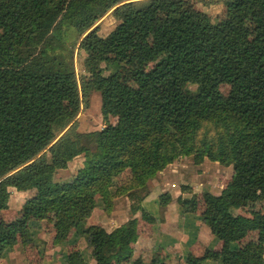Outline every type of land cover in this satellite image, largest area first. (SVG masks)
<instances>
[{
    "label": "trees",
    "instance_id": "16d2710c",
    "mask_svg": "<svg viewBox=\"0 0 264 264\" xmlns=\"http://www.w3.org/2000/svg\"><path fill=\"white\" fill-rule=\"evenodd\" d=\"M192 1L0 0V210L10 188L35 189L20 216L0 224V258L18 241L30 240V218L51 216L54 243L74 228L87 238L94 264L128 261L137 218L110 231L82 227L96 194L108 211L111 197L125 191L132 214L139 211L152 222L141 206L149 179L192 154L196 163L206 158L231 166L232 173L218 195L202 194L210 208L202 220L221 249L187 253L185 261L264 264V212L235 213L264 196V0H207L225 7V17L215 23ZM112 8L120 21L101 44L93 26ZM67 29L82 36L86 52L87 76L80 82ZM137 32L151 33V40L137 42ZM102 63L119 71L104 74ZM215 75L228 85L227 95ZM178 76L195 83L196 91L180 88ZM92 90L100 93L103 119L115 122L79 132L74 119ZM78 155L84 162L76 178L55 181L56 171ZM126 170V184L111 193L113 178ZM168 200L161 194L159 204ZM253 232L256 240L230 246ZM66 264H85L82 252L70 251Z\"/></svg>",
    "mask_w": 264,
    "mask_h": 264
},
{
    "label": "rangeland",
    "instance_id": "374dc122",
    "mask_svg": "<svg viewBox=\"0 0 264 264\" xmlns=\"http://www.w3.org/2000/svg\"><path fill=\"white\" fill-rule=\"evenodd\" d=\"M192 4L194 5L197 11L206 14L209 17L210 21L213 23L220 21L225 17V7L220 2H207V0L206 2H200L199 0H193ZM119 21V13L116 12V9L112 8L111 10L106 12L100 19H98L94 24L93 27L96 30L94 33V38H96L101 44H103L104 37L115 27L116 24L119 23ZM247 28L248 30H250L249 25H247ZM66 33L67 36L69 35L67 43L71 45L73 49L72 64L74 72L76 75V79L78 80V82H80L83 77L87 76V72L85 71L83 65L84 58L86 57V52L80 46L82 36L77 35L72 29H67ZM151 36L152 35L149 32H137L135 40L139 43H148L151 40ZM101 66L103 68L104 74L119 71V67L117 65L110 66L102 63ZM214 78L219 83V89L221 93L223 95H227L229 90L228 85L221 82L219 76L215 75ZM176 84L180 88L187 89L191 92H194L197 89V85L195 83L188 81L182 76H178L176 78ZM61 106L66 105L65 103H63L61 104ZM74 122L77 131L89 132L94 130H100L105 126V123H114L115 118L110 116L107 120L103 119L101 113L100 93L97 90H92L87 95V97H85L84 100H81V105L74 119ZM202 132L203 129L199 132V138L202 137ZM213 134L214 131L209 128L208 136H211ZM83 162V155L76 156L68 162V165L65 168L58 169L54 174L53 179L59 182H69L74 180L77 176V171L83 165ZM231 173L232 168L229 165H221L206 158H203L200 162L196 163L192 154L179 156L172 163L166 165L164 169L157 172L154 177L149 179L147 187L148 194H150L146 200V204H150L152 199L158 193L156 191L153 192L151 190L153 179L158 180L159 185L163 184L164 182H167L169 183L167 184V191H169L172 195L179 192L176 201L178 198L187 201L186 206L183 207H181L179 201H177L182 213L187 214V218H192L195 223L199 222L203 225L204 228L209 230L207 225L202 220V215L207 213L210 208L206 203H204L202 199V194L204 192H210L214 195H218L229 181ZM128 179L129 174L127 170L122 172L118 176H115L112 180L111 186L109 187L110 192L114 193L116 191V187L122 183L126 184V181ZM162 180L163 183L161 182ZM21 191L23 193H20ZM34 192V187H32L31 190H18L16 188H13L10 192V198L8 200L6 208L0 210V224L18 218L20 216V209L22 203L25 199L32 197ZM161 194H165L166 196H168V204L170 202L171 196L167 192H163ZM126 195L127 194L125 191H120L119 193L117 192L115 196L111 197L110 210L105 211L102 208V201L100 196L96 194L95 205L88 217L91 216L94 210L95 212H99L98 215L94 216L96 217L95 221L101 223L104 222L105 224L109 223V226H112L114 222L119 221L124 216L130 219L132 217H135L138 213V215H140L139 211L135 212V214H132L130 209L131 201ZM159 197H156V199H158V203ZM193 203H195L194 206H192ZM159 205L162 206L161 204ZM149 207L151 208L152 205H150ZM192 207L194 209L193 211L182 210L183 208L192 209ZM254 211L264 212L263 195H260L257 199L253 201L245 202L242 206L235 210V213L242 215H250ZM103 215L105 216L103 218L104 220L102 219ZM88 217H86L83 221L82 227L88 226V224L86 223ZM110 219H113V221H110ZM126 221H124L123 223H125ZM120 225H116L110 229H104L110 231ZM28 226L30 240L27 243H22L18 241L11 249L6 251L4 256L0 258V262L1 259H4L5 264H22L23 262H25L24 264H66V255L70 251L78 249L82 252L85 258V264H94V258L91 255V247L87 242V238L85 237V235L80 234L79 231H77L76 229L73 228L69 232L65 241L60 243H54V228L51 216L46 217L44 219L30 218L28 220ZM211 235L213 241L209 244L207 249H212L214 243L221 242L212 233ZM250 240H256V233H249V235L245 238L232 242L230 246L232 248L242 247L247 241ZM50 244L52 245V248H55V251L50 252ZM189 246H192L190 251L194 255H200L206 249L204 248L205 245H203L202 243H199L194 246V243L190 242ZM135 255L136 254L132 253L130 259L122 264H133L135 259H140L141 264H166L162 257L160 258L155 254H152L150 259H143ZM185 255L186 252L180 257L177 256V259H175L177 262L176 264H188L185 261ZM20 256H25V258L23 259ZM204 264H220V261L218 259H205Z\"/></svg>",
    "mask_w": 264,
    "mask_h": 264
},
{
    "label": "crops",
    "instance_id": "0c3cea01",
    "mask_svg": "<svg viewBox=\"0 0 264 264\" xmlns=\"http://www.w3.org/2000/svg\"><path fill=\"white\" fill-rule=\"evenodd\" d=\"M161 182L163 183V180ZM167 184L169 183L164 182L163 184L159 185L158 180L153 179L151 190L158 193L152 199L150 204H146V200L150 193L143 199L141 203L142 208L153 217V221H145L141 219L140 215H138L139 213L136 214L135 217L137 218V239L132 244V253L136 254L135 256L143 259H150L152 254H155L160 258L162 257L166 264H176L177 262L175 259H177V256L180 257L185 252L186 254H192V252L190 251L192 246H189L190 242H193L194 246L202 243L203 245H205L204 248H207L213 241V238L210 231L204 228L201 223H195L192 218H187V214L182 213L176 201L179 192L172 195L169 191H167ZM12 189L13 188H10V192L12 191ZM29 189L31 190V188ZM163 192H167L171 196V199L170 202L165 206H160L156 197H159V195ZM20 193L23 192L21 191ZM150 205H152L151 208L149 207ZM98 213L99 212H95L93 210L91 216L87 218L86 223L88 225L97 224L101 225L103 228L110 229L116 225L122 224L128 219V217L124 216L119 221L114 222L112 226H109V223L105 224L104 222L101 223L95 221L96 217L94 216L98 215ZM104 217L105 216L103 215L102 219ZM110 221H113V219H110ZM220 248L221 242L214 243L212 247V249L216 251H219ZM53 251H55V248H52L51 245L50 252ZM20 257L23 259L25 258V256ZM4 261V259H1L0 264H5ZM24 263L25 262H23L22 264Z\"/></svg>",
    "mask_w": 264,
    "mask_h": 264
}]
</instances>
